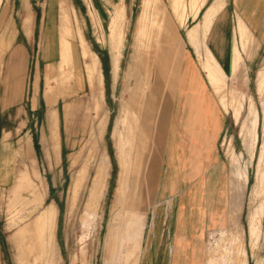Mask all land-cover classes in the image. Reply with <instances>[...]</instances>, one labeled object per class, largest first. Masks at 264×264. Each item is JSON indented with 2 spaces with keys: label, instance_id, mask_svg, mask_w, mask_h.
<instances>
[{
  "label": "rangeland",
  "instance_id": "obj_1",
  "mask_svg": "<svg viewBox=\"0 0 264 264\" xmlns=\"http://www.w3.org/2000/svg\"><path fill=\"white\" fill-rule=\"evenodd\" d=\"M38 1L40 14L48 0ZM69 1L54 64L40 56V22L28 63H7L0 38V91L25 95L5 101L0 135L30 136L40 164L34 180L17 170L5 189L12 156L22 148L25 167L33 150L21 142L2 164L0 151V264H142L157 204L144 186L148 196L159 167L168 192L171 174L185 188L202 170L208 191L219 190L196 234L199 264H264V34L229 0ZM157 129L177 136L168 162L151 161Z\"/></svg>",
  "mask_w": 264,
  "mask_h": 264
},
{
  "label": "crops",
  "instance_id": "obj_2",
  "mask_svg": "<svg viewBox=\"0 0 264 264\" xmlns=\"http://www.w3.org/2000/svg\"><path fill=\"white\" fill-rule=\"evenodd\" d=\"M1 0L0 3V38H2L4 42V47L2 49V56L7 57V63H12L14 59H21L23 63H28L29 55L26 53V50L30 49L31 46H34L35 42V29L37 23H41V30L43 33V41L44 46L43 50H40V56L43 59H48L50 64L52 60L60 59L59 56V48H60V19L62 15V7L66 5H71L69 0H48V5L44 9L41 10L40 14H37L34 11V5L39 2L38 0ZM31 1V5H29L28 9H26V5ZM56 1L57 4V13L53 10L52 3ZM231 6L235 13H237L246 23V25L251 29L253 33H258L260 35L264 34V0H229ZM5 2V3H4ZM66 3V5H65ZM51 4V5H50ZM5 5V8H2ZM17 21V22H16ZM18 23V24H17ZM58 35V36H57ZM34 57V56H33ZM38 57V55H35ZM5 60V59H4ZM36 69L39 72V60L35 62ZM21 80L25 79L26 69H22ZM35 74V72H34ZM33 74V75H34ZM39 74V73H38ZM8 76L5 73L4 80H8ZM34 78L36 76L34 75ZM39 79V77H38ZM181 79H177V90L179 91V83ZM1 82V80H0ZM25 95L24 92H20L17 90L15 93L8 94L7 90L4 89L3 92L0 91V112L6 110L8 107L5 104V101H11L10 105L18 104L23 101ZM160 94L158 93V98ZM179 99V97H178ZM159 101V99H158ZM179 103V101H178ZM5 107V109H4ZM178 106L176 108V116L175 121L178 118ZM158 110L155 112V116ZM168 112V109L165 110ZM172 112V111H170ZM48 114V113H47ZM155 118V117H154ZM162 124V123H161ZM46 126L48 125V115H46ZM164 127V122L161 126L162 130ZM55 128L57 129V136L59 140V131L58 125L56 122V111H55ZM54 128V129H55ZM3 129V128H2ZM55 129V131H56ZM161 129L154 130L155 139L157 138V145L159 147L158 154L156 156L151 157L152 163L158 161H170L171 158L169 155V147L173 145V139L177 140V136H175L173 130L172 135L168 136V138L163 137V131ZM46 136L45 127L42 126L41 134H40V145L43 144V134ZM4 132V131H3ZM10 132V131H6ZM52 135V134H51ZM44 136V137H45ZM172 136V137H171ZM8 133H4L0 135V151L3 153L1 164L3 161V157L6 154H10L15 150H18L19 144L21 142L24 147L30 145L33 152L30 158H25L23 160L25 167L22 164L17 162L18 160H22L25 157L24 151L22 148L12 156V159L9 161V172L5 174V176L12 173V180L10 184L5 189H10L14 185V177L17 170H25L28 177L34 180L35 173L38 172L40 174V164L37 157V152L32 142L30 136L18 138L13 144H11L8 140ZM56 137V136H55ZM165 144V145H164ZM166 146V147H164ZM166 149V152H165ZM172 148L171 151L172 152ZM169 155H168V154ZM17 154V155H16ZM20 154V155H19ZM2 166V165H1ZM3 168V167H2ZM163 167H159L158 172L156 169L150 170V175L148 178V196L147 189L144 186V192L147 199L154 203L157 201L155 206L149 205L153 209V217H152V227L147 232L145 246H144V256L142 264H152L153 258H160V263L162 259H166L165 264H199L198 260H195L197 256V251L199 250V238H197L196 234L200 233L203 228H207L209 223V217L211 206L210 196L213 194L216 197L219 196V190L217 189L215 192L210 193L208 188H210V184H207L206 179L203 178V170L196 175V179L192 182L193 185L188 184L185 188L181 185L180 173L171 174L172 177H175V187L174 191L168 192L166 189L167 185L165 184L166 174L164 172H168ZM36 171V172H35ZM169 171H173L169 169ZM215 172V170H214ZM187 176V174H186ZM196 181L198 184H196ZM218 182L216 185H218ZM144 185V183H143ZM184 186V185H183ZM4 190V189H3ZM164 194V195H163ZM169 196L171 199L165 201V199ZM171 194V195H170ZM186 194V195H185ZM204 194V195H203ZM163 195V196H162ZM173 196H177L178 198L172 200ZM167 204L169 206H167ZM223 206V203H222ZM222 206L220 210L222 211ZM216 207H213V209ZM220 211V212H221ZM215 214V213H214ZM224 216V212L222 214ZM214 216L213 218H215ZM148 221H149V207H148ZM149 228V224L148 227ZM195 235V236H194ZM198 240L197 245L195 246V241Z\"/></svg>",
  "mask_w": 264,
  "mask_h": 264
},
{
  "label": "bare ground",
  "instance_id": "obj_3",
  "mask_svg": "<svg viewBox=\"0 0 264 264\" xmlns=\"http://www.w3.org/2000/svg\"><path fill=\"white\" fill-rule=\"evenodd\" d=\"M17 155V154H16ZM20 155V154H19Z\"/></svg>",
  "mask_w": 264,
  "mask_h": 264
}]
</instances>
